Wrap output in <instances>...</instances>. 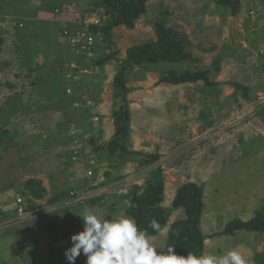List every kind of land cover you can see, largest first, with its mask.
Wrapping results in <instances>:
<instances>
[{"label": "rangeland", "instance_id": "374dc122", "mask_svg": "<svg viewBox=\"0 0 264 264\" xmlns=\"http://www.w3.org/2000/svg\"><path fill=\"white\" fill-rule=\"evenodd\" d=\"M240 1L233 13L223 0H147L126 24L101 0H0V264H69L70 237L83 229L78 213L129 215L134 192L160 167L164 207L185 184L202 190L203 252L239 248L250 264H264V231L221 233L235 218L264 213V0ZM77 18L89 29L111 24L107 36L92 33L99 54L115 59L74 85L95 99L89 114L98 113V122L74 107L75 93L65 95L75 57L63 31ZM165 42L175 58L156 54ZM116 58L128 65L126 146L159 154L158 162L108 151L114 111L124 103L115 96ZM188 69L209 70L211 84L162 80ZM32 179L41 191L27 184ZM74 188L78 196L50 205ZM21 198L35 208L17 215ZM185 218V207L173 208L149 236L165 249ZM86 259L81 253L75 264Z\"/></svg>", "mask_w": 264, "mask_h": 264}, {"label": "trees", "instance_id": "16d2710c", "mask_svg": "<svg viewBox=\"0 0 264 264\" xmlns=\"http://www.w3.org/2000/svg\"><path fill=\"white\" fill-rule=\"evenodd\" d=\"M223 1L230 3L233 13L239 11L241 6L240 0ZM146 2L147 0H101V5L104 7L106 13L115 16V19L117 20L116 22L131 24L135 17H137L142 12H145ZM105 22L101 26H92L91 31L94 34H97V30L104 31L106 36L109 35L111 24ZM159 46L160 50H157L156 54L160 56L164 55V58L176 57L177 53L174 51V47L172 50H170V43H161ZM99 55L100 54H98V58L94 62V64H97L99 67H101L103 63L112 57L114 59L116 57L115 53L110 54V57L109 55H104V57L102 54L100 56ZM116 59L119 60L120 65L118 64L119 68L115 76V96L122 97L121 99H123L124 103L114 111V124L116 126V132L114 139L110 140L108 143V151L111 155L117 154L118 156H122L125 153H137L142 156L141 164L144 165L158 162L160 158L159 154H150L143 153L142 151L140 152L130 150L126 146V138L129 133L130 122L129 105L127 101V93L130 88L127 86L126 82L128 65L125 63V61L120 60L119 58ZM162 80L174 84L183 82H199L202 80L208 84H211L209 70L207 69H199L196 71L188 69L181 72L177 70H169L168 75L162 77ZM234 85L240 87V85L237 83ZM27 184H29L30 187L36 184L39 188H37V190L41 191V183H38L36 179L29 180ZM77 191L78 190L74 188L64 194L56 195L51 198L50 202L53 203L61 197L68 198L72 192ZM163 191L164 178L162 176V169L160 167L156 172L153 173L152 178L148 180L147 185L142 193H137L136 191L134 192L128 209V214L136 219L138 226L142 230H147L149 235H155L159 233L166 225L168 217L171 213V209H175L180 206L185 207L187 218L179 221L178 224L180 225V228H175L174 226V228L171 230L168 245L165 247V249H167L169 246H173L178 254L183 255H186L187 252H195L196 254L203 253L205 235L203 234L200 227V215L203 209L202 190L193 183L183 185L178 189L170 209L161 205L163 200ZM33 197L38 198L40 197V194L36 192ZM29 208H34L33 203L29 206ZM153 220H155L160 225L159 232H155L152 229L151 222ZM236 230L257 232L264 231V213L256 212L254 216L247 220L235 218L227 223L222 233L230 234Z\"/></svg>", "mask_w": 264, "mask_h": 264}, {"label": "clouds", "instance_id": "9594fccd", "mask_svg": "<svg viewBox=\"0 0 264 264\" xmlns=\"http://www.w3.org/2000/svg\"><path fill=\"white\" fill-rule=\"evenodd\" d=\"M58 200L59 203L50 205L60 204V198ZM18 203L23 209L18 207L17 215L35 208L30 209L24 199ZM32 203L35 204L34 201ZM78 215L82 217L83 229L70 237L71 247L65 251L69 264H75L81 253L87 258L86 264H250L249 258L239 248L201 254L187 252L186 255L178 254L173 246L162 249L130 215H107L88 208ZM151 227L155 232L160 230L155 220Z\"/></svg>", "mask_w": 264, "mask_h": 264}, {"label": "built area", "instance_id": "2783aa9c", "mask_svg": "<svg viewBox=\"0 0 264 264\" xmlns=\"http://www.w3.org/2000/svg\"><path fill=\"white\" fill-rule=\"evenodd\" d=\"M96 22L98 23L99 19ZM63 34L65 36L67 46L75 56L74 60L67 63L70 73L68 75L69 83L68 86H66V92L68 95L75 93L77 95V100L73 104L74 107L80 110L83 115H85L86 112L89 114L91 110L96 107L95 99L82 91L77 92L74 89V85L80 84L83 81L84 76L91 74L95 69L99 68L97 64H94L99 54L97 50L96 38L91 29H89L88 24L84 21L81 25L79 24L77 29L71 30L66 28L63 31ZM96 71L98 70H95V72ZM88 116V120L90 122H98L100 118L98 113H92ZM74 141L76 143L78 142L77 139H74ZM74 153L78 154L79 150L75 149ZM86 173L91 175L93 173L92 169H88ZM78 195L79 192H72L70 194L72 197H76ZM21 199H19V202L22 201ZM22 209L23 208L20 207V210Z\"/></svg>", "mask_w": 264, "mask_h": 264}, {"label": "crops", "instance_id": "0c3cea01", "mask_svg": "<svg viewBox=\"0 0 264 264\" xmlns=\"http://www.w3.org/2000/svg\"><path fill=\"white\" fill-rule=\"evenodd\" d=\"M71 27L73 29H77L79 27V20L77 19H72V22L70 23ZM69 48V47H68ZM101 114V113H100Z\"/></svg>", "mask_w": 264, "mask_h": 264}]
</instances>
